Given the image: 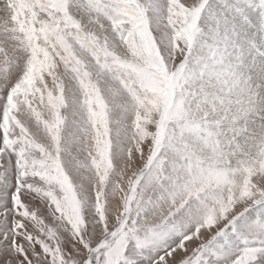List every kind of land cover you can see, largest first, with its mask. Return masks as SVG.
Instances as JSON below:
<instances>
[{
    "label": "snow or ice",
    "instance_id": "6c2138e0",
    "mask_svg": "<svg viewBox=\"0 0 264 264\" xmlns=\"http://www.w3.org/2000/svg\"><path fill=\"white\" fill-rule=\"evenodd\" d=\"M0 264H264V0H0Z\"/></svg>",
    "mask_w": 264,
    "mask_h": 264
}]
</instances>
